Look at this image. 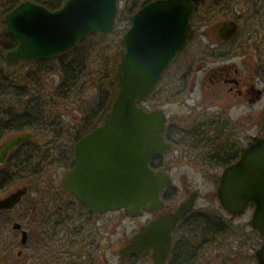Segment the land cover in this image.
I'll list each match as a JSON object with an SVG mask.
<instances>
[{
    "label": "water",
    "instance_id": "obj_1",
    "mask_svg": "<svg viewBox=\"0 0 264 264\" xmlns=\"http://www.w3.org/2000/svg\"><path fill=\"white\" fill-rule=\"evenodd\" d=\"M194 0H145L131 19L122 40L116 67L115 98L100 126L75 145L73 168L60 186L98 214L127 209L139 216L144 210L163 207L162 191L172 185L169 175L151 168V161L168 150L162 109L149 111L144 105L158 87L166 71L194 38ZM119 15L118 0H67L58 10L26 0L4 18V32L12 35L17 47L6 53L9 65L53 59L74 48L93 32L111 33ZM219 37L230 41L239 31L236 21L217 29ZM32 134L17 136L2 149L0 163L10 150L30 141ZM28 188H20L0 199V211L19 205ZM222 209L232 217L250 208L249 225L261 237L255 256L264 264V137L253 138L241 149L239 159L227 166L217 188ZM198 192L176 213L147 227L133 237L121 256L152 252L154 264H166L174 242L178 221L195 206ZM14 229H21L15 223ZM22 244L27 241L23 234Z\"/></svg>",
    "mask_w": 264,
    "mask_h": 264
},
{
    "label": "trees",
    "instance_id": "obj_2",
    "mask_svg": "<svg viewBox=\"0 0 264 264\" xmlns=\"http://www.w3.org/2000/svg\"><path fill=\"white\" fill-rule=\"evenodd\" d=\"M22 1L24 0H0V140L8 135L27 132H32L33 138L12 150L7 162L0 166V194L24 181L22 186L29 187L32 194H39L40 197L37 184L48 178L51 169L60 166L66 170L71 169L72 147L82 136L100 124L113 103L117 82L115 70L122 49L121 39L130 27L131 18L141 1L133 0L124 9H120L117 27L113 33H92L79 41L72 50L52 60L8 66L3 55L14 49L17 42L3 32V19L5 13L13 10ZM30 1L42 4L50 10H57L66 0ZM200 4L201 0H197L194 24L209 16L210 9L201 11ZM211 11L213 15L217 9L211 8ZM249 19L251 26L255 17L251 15ZM256 19L263 20L264 17L256 16ZM242 34L243 30L235 40L240 39ZM248 37L249 35L243 40L244 44ZM51 82L55 86L52 87ZM70 111L79 112L80 119L76 125L68 127L65 117ZM187 123V131L183 135L198 141L186 142L185 145L204 149L196 150L203 156L194 160H207L222 167L236 161L227 158L234 154V151H230L234 148L233 145L228 151L218 143L217 149L214 113H194ZM165 133L169 139L172 137L169 127ZM43 135H48V139H37ZM67 138L69 142H65ZM32 197L31 194L27 196L21 205L24 207L29 199L36 203L39 201L37 197ZM34 207L38 211L39 204ZM13 212L9 213L11 217ZM22 214L24 215V210ZM234 230L231 221L225 219L220 210L213 213H191L177 231L167 264H201L202 261H207L214 250L219 251L225 244L228 245L227 241L233 236ZM256 238L258 239L257 234ZM220 258L222 261L218 258L219 264L246 262L240 252L220 255Z\"/></svg>",
    "mask_w": 264,
    "mask_h": 264
},
{
    "label": "flooded vegetation",
    "instance_id": "obj_3",
    "mask_svg": "<svg viewBox=\"0 0 264 264\" xmlns=\"http://www.w3.org/2000/svg\"><path fill=\"white\" fill-rule=\"evenodd\" d=\"M197 1V0H196ZM218 0L222 9L219 13H239L238 0ZM245 4L241 13L255 17H264V0H239ZM196 4V3H195ZM194 4V5H195ZM196 13V5H195ZM252 22L251 34L246 42L247 52L251 65L247 72L241 71L237 64L232 62L234 49L228 55H218V65L211 69L210 85L205 90V97H211L216 103V110L207 108L201 113H214L217 128L218 143L229 149L234 154L227 156L229 159H237L242 147L248 144L254 137H264V23L263 20ZM218 43L234 46L236 40L223 41L217 34ZM231 56V57H230ZM185 121L168 122L172 137H167L169 151L177 152L184 158H202V147H187L186 142L198 141L196 138L184 136L186 134ZM247 128V132L239 133V128ZM257 129L254 134L253 130ZM172 145V146H171ZM185 145V146H183ZM228 150V151H229ZM167 154L158 155L152 160V166L156 169L166 170L170 168L166 160ZM218 156V152H217ZM172 168V167H171ZM169 171V170H168ZM170 174L169 172H167ZM195 190L190 185L185 186V196L180 195L177 186H171L162 193L163 207L155 211L146 209L142 215L134 217L127 209L98 214L82 204L77 198L56 186L52 198L44 200L40 194L33 195L39 201L31 199L24 205V217L22 221L9 215L10 211H1L0 214V264H99L101 258L107 259L111 250L110 225L120 226L128 221L131 232L123 233L120 238V247L112 251L119 256V260L136 261L146 257L152 261L151 252L145 251L141 255H129L121 257L120 251L126 248L132 238L144 234L147 227L158 222L161 218L175 213L179 207L186 203ZM27 196V195H26ZM32 197V198H33ZM39 204L38 211L34 207ZM196 208L193 209V212ZM9 215V216H8ZM181 219L174 231V240L181 223ZM16 221L22 225L21 229H14ZM27 234V241L22 244V237ZM80 250V252H79ZM153 262V261H152Z\"/></svg>",
    "mask_w": 264,
    "mask_h": 264
},
{
    "label": "rangeland",
    "instance_id": "obj_4",
    "mask_svg": "<svg viewBox=\"0 0 264 264\" xmlns=\"http://www.w3.org/2000/svg\"><path fill=\"white\" fill-rule=\"evenodd\" d=\"M133 0H121V10L127 5L131 4ZM143 1V0H140ZM236 3L235 0H231ZM218 0H201L200 9L208 10V15L204 20L196 21V37L190 42L186 50L179 56L175 64L166 73L164 80L160 84L159 88L153 94L151 99L145 104L149 109L156 107L162 108L167 115L169 122L174 121H189L190 116L194 113L207 108L210 111L216 110V103L211 97H205V90L210 85L211 69L218 65L219 54H230L234 49L232 62L237 64L241 71L247 72L251 65V60L246 54L247 47L243 40L251 34V26L249 25L251 15L241 11L245 7L243 2L238 0L239 13L224 14L218 11L222 9ZM211 8L217 9L212 15ZM204 14V11L202 12ZM237 20L240 24L243 34L240 39L236 40L234 46L218 43L217 29L219 25L227 20ZM252 20V19H251ZM251 24V23H250ZM3 30V29H2ZM241 32V31H240ZM122 41V40H121ZM230 56V57H231ZM57 83V82H55ZM51 86H55L54 82H51ZM79 112L70 111L65 117V122L68 127L74 126L79 121ZM189 118V119H187ZM191 121V120H190ZM190 123V122H189ZM188 126V123L186 124ZM239 133L247 132V128H239ZM253 133H257V129L253 130ZM23 134V133H22ZM12 136L3 137L0 140V151L6 142H8ZM38 140L45 141L48 139V135H43ZM69 142V139H66ZM66 147V146H64ZM167 153L166 160L169 163L170 168H166V171L174 178V186L180 189V195L184 197L185 186L190 185L192 189L199 192V198L196 203L195 211H206L209 213L217 212L220 210L225 219L231 221L234 227L233 236L229 237V241L222 247L221 250H214L209 256L207 261H202L201 264H219L222 259L220 255L233 254L240 252L245 258V264H258L255 251L261 244V238L258 233L251 228L249 222L252 217L253 209H250L244 215L239 217H229L222 210L221 205L217 199L216 191L218 187V180L223 173L224 167L220 165H214L207 160L184 158L180 154ZM172 167V168H171ZM169 170V171H168ZM67 170L62 166L51 169L48 174V178H45L40 184H37L40 194L44 196V200L52 198L56 186L59 184L60 179L63 177ZM40 180H38L39 182ZM25 182L20 181L18 184L11 187L7 192L1 193L0 197L7 195L10 192L15 191L21 187ZM33 195V194H32ZM38 195V194H36ZM23 205L18 207L12 214V216L19 221L23 220L24 215ZM130 226L128 221H125L120 226H115L111 223L110 239L111 250L108 251L107 259L101 258L99 264H153L152 261L147 258H139L136 261L119 260V256L115 255L112 251L118 250L120 243L118 240L122 237L124 232L130 233ZM258 235V239L256 238ZM259 240V241H258ZM80 252V250H79ZM219 258V261H218ZM209 262V263H208Z\"/></svg>",
    "mask_w": 264,
    "mask_h": 264
}]
</instances>
